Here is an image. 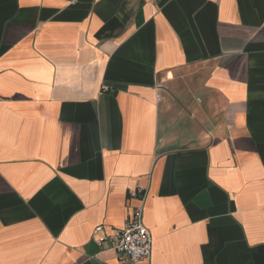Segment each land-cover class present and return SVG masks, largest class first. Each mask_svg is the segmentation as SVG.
Returning a JSON list of instances; mask_svg holds the SVG:
<instances>
[{"label":"crops","instance_id":"crops-1","mask_svg":"<svg viewBox=\"0 0 264 264\" xmlns=\"http://www.w3.org/2000/svg\"><path fill=\"white\" fill-rule=\"evenodd\" d=\"M0 264H264V0H0Z\"/></svg>","mask_w":264,"mask_h":264},{"label":"built area","instance_id":"built-area-1","mask_svg":"<svg viewBox=\"0 0 264 264\" xmlns=\"http://www.w3.org/2000/svg\"><path fill=\"white\" fill-rule=\"evenodd\" d=\"M131 198L138 199L139 204L132 208L124 225L110 233H105L99 225L93 231L92 240L101 250L113 251L120 261L138 262L150 258L152 237L143 222L145 193L137 191Z\"/></svg>","mask_w":264,"mask_h":264}]
</instances>
